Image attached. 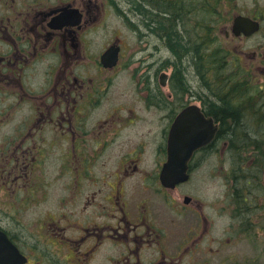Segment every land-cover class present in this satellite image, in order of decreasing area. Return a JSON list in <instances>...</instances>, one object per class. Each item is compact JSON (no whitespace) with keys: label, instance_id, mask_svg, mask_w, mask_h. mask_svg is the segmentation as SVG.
<instances>
[{"label":"flooded vegetation","instance_id":"flooded-vegetation-1","mask_svg":"<svg viewBox=\"0 0 264 264\" xmlns=\"http://www.w3.org/2000/svg\"><path fill=\"white\" fill-rule=\"evenodd\" d=\"M222 108L264 121V0H0L5 263L264 264V140ZM181 115L215 133L165 186Z\"/></svg>","mask_w":264,"mask_h":264},{"label":"water","instance_id":"water-1","mask_svg":"<svg viewBox=\"0 0 264 264\" xmlns=\"http://www.w3.org/2000/svg\"><path fill=\"white\" fill-rule=\"evenodd\" d=\"M255 30H257V26H255ZM213 130L208 133L202 123L197 125L195 120L192 122L187 121L183 119L182 115L178 118L176 126H173L168 139L167 161L161 172L163 185L173 186L187 179L188 161L196 150L211 141L215 133V130ZM0 242V264H7L4 259L11 256L14 248L1 232ZM9 264H20V262H10Z\"/></svg>","mask_w":264,"mask_h":264},{"label":"trees","instance_id":"trees-1","mask_svg":"<svg viewBox=\"0 0 264 264\" xmlns=\"http://www.w3.org/2000/svg\"><path fill=\"white\" fill-rule=\"evenodd\" d=\"M166 11V12H165ZM167 10H163V13L165 15H167ZM163 14V15H164ZM169 43L170 44H176L178 47L177 48H180L181 47V41L177 38V37H174V36H171L170 39H169ZM217 114H219V116H225L226 115V118H231L232 122H231V126H230V130L228 131V134H229V138L231 139L232 142H238V143H241L242 140H244L245 138L246 139H251L252 141H254V139L256 140V138H264V130L261 129V128H257L256 130L254 129H251L250 126H245L243 124V122L241 121H238L235 119L233 113L231 114L228 110L226 109H219V111L217 112ZM246 128H249L247 129L248 132H246ZM249 130H253V134L251 135ZM248 133L249 135H243V134H246ZM230 142V143H232ZM260 144V142H259Z\"/></svg>","mask_w":264,"mask_h":264},{"label":"rangeland","instance_id":"rangeland-1","mask_svg":"<svg viewBox=\"0 0 264 264\" xmlns=\"http://www.w3.org/2000/svg\"><path fill=\"white\" fill-rule=\"evenodd\" d=\"M125 81H128V78L126 76H122L121 77L120 86H123ZM127 91H130V89L129 90L127 89ZM245 124H247V126H250L251 129H254V130H256L257 128H261V129L264 130V121H245ZM261 139L264 140V138H261ZM50 155L51 156H50V162H49V176L53 177V176H57V172H58L57 167L52 165L53 164V160H57L56 156L58 155V153H56L55 158H53L52 153H50ZM209 170H210V168H207V169L203 168V169L199 170L200 171L199 173H195V176H199V177L206 176V175H208ZM215 171L217 172V171H219V169L217 168ZM59 188H60V186H59L58 183L51 184L49 186L50 193L54 194L53 192H59V190H58ZM205 192L206 193H210L211 191H205ZM1 193H3V192L1 191L0 195H1ZM56 202H57V200L54 199V195H50V198L48 200L49 207H56Z\"/></svg>","mask_w":264,"mask_h":264}]
</instances>
